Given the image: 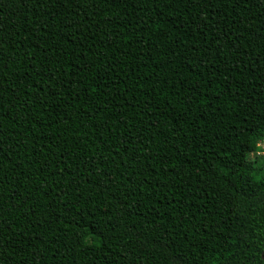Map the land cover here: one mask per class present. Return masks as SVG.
Masks as SVG:
<instances>
[{
    "label": "trees",
    "instance_id": "trees-1",
    "mask_svg": "<svg viewBox=\"0 0 264 264\" xmlns=\"http://www.w3.org/2000/svg\"><path fill=\"white\" fill-rule=\"evenodd\" d=\"M264 0H0V264H264Z\"/></svg>",
    "mask_w": 264,
    "mask_h": 264
},
{
    "label": "rangeland",
    "instance_id": "rangeland-1",
    "mask_svg": "<svg viewBox=\"0 0 264 264\" xmlns=\"http://www.w3.org/2000/svg\"><path fill=\"white\" fill-rule=\"evenodd\" d=\"M262 151V148L255 146L252 150L248 151L247 159L252 162H260L261 160H264V156L260 154Z\"/></svg>",
    "mask_w": 264,
    "mask_h": 264
},
{
    "label": "built area",
    "instance_id": "built-area-1",
    "mask_svg": "<svg viewBox=\"0 0 264 264\" xmlns=\"http://www.w3.org/2000/svg\"><path fill=\"white\" fill-rule=\"evenodd\" d=\"M258 148H262V152H260V154L262 155V156H264V138H263V140L261 141V142H258L257 143V145H256Z\"/></svg>",
    "mask_w": 264,
    "mask_h": 264
},
{
    "label": "water",
    "instance_id": "water-1",
    "mask_svg": "<svg viewBox=\"0 0 264 264\" xmlns=\"http://www.w3.org/2000/svg\"><path fill=\"white\" fill-rule=\"evenodd\" d=\"M262 260L264 261V257H263V255H262Z\"/></svg>",
    "mask_w": 264,
    "mask_h": 264
}]
</instances>
